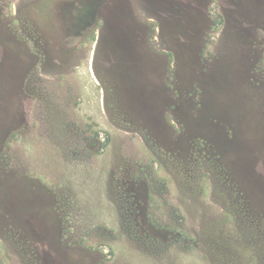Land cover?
Returning a JSON list of instances; mask_svg holds the SVG:
<instances>
[{
    "label": "rangeland",
    "instance_id": "obj_1",
    "mask_svg": "<svg viewBox=\"0 0 264 264\" xmlns=\"http://www.w3.org/2000/svg\"><path fill=\"white\" fill-rule=\"evenodd\" d=\"M0 264H264V0H0Z\"/></svg>",
    "mask_w": 264,
    "mask_h": 264
},
{
    "label": "flooded vegetation",
    "instance_id": "obj_2",
    "mask_svg": "<svg viewBox=\"0 0 264 264\" xmlns=\"http://www.w3.org/2000/svg\"><path fill=\"white\" fill-rule=\"evenodd\" d=\"M83 11H81V13H82ZM80 13V14H81ZM85 15V14H84ZM84 15H82L80 18H79V20H81L80 21V23L78 24V26H77V29L79 28V30L81 31V32H84V31H86L87 30V25L88 24H86L87 22H89V17H88V14H86V16H84ZM89 15H91V16H94L93 14H90L89 13ZM97 15V14H96ZM81 24H83V25H81Z\"/></svg>",
    "mask_w": 264,
    "mask_h": 264
},
{
    "label": "crops",
    "instance_id": "obj_3",
    "mask_svg": "<svg viewBox=\"0 0 264 264\" xmlns=\"http://www.w3.org/2000/svg\"><path fill=\"white\" fill-rule=\"evenodd\" d=\"M127 1V0H126ZM177 6H179V5H177Z\"/></svg>",
    "mask_w": 264,
    "mask_h": 264
}]
</instances>
